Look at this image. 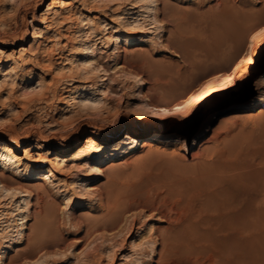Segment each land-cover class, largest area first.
<instances>
[{"label":"rangeland","instance_id":"obj_1","mask_svg":"<svg viewBox=\"0 0 264 264\" xmlns=\"http://www.w3.org/2000/svg\"><path fill=\"white\" fill-rule=\"evenodd\" d=\"M80 1L0 0V144L17 162L0 163V264L248 262L264 230L229 229L221 198L264 172V0ZM255 47L231 87L176 110ZM131 129L149 147L71 163Z\"/></svg>","mask_w":264,"mask_h":264},{"label":"bare ground","instance_id":"obj_2","mask_svg":"<svg viewBox=\"0 0 264 264\" xmlns=\"http://www.w3.org/2000/svg\"><path fill=\"white\" fill-rule=\"evenodd\" d=\"M54 1H57V0H54ZM78 2L82 3V1H80V0H78ZM59 4H62V3H59ZM21 50H23V49H21ZM0 54H5V53L2 50H0ZM258 54H259V48L255 47V49H253L252 53L249 56H247V58L245 60H243L240 64H238L234 68L233 74L230 73L232 75H225V76L221 77V79H217L215 81L212 80L213 82L210 83L209 85L207 84L208 86H206V88L203 87L204 88L203 91L200 90L201 93L197 92V93H199L197 95L191 94L190 96L187 97L186 101L183 104H181V103H179V105L177 104L175 106L177 108L176 110H178L179 108H183V105L186 106V108H184V109H188V108L190 109V107L192 108V106H195V105L203 102L208 97L215 94L216 92H219V91H222L228 87H231L234 84L236 77H239L240 75L245 73L254 64V58ZM84 101H85V105H88V104L90 105L92 103V101L90 102V100H84ZM90 106H92V105H90ZM145 108H147V111H144V112H146L147 115L150 114L152 116H154L157 112L160 113V115H161V113L165 114L167 112V109H164V108L154 109L151 106L150 107L147 106ZM139 113H141V112H139ZM147 115H146V117H147ZM142 117H144V115ZM161 118H163V117H161ZM138 136L139 135H137L135 130L131 129V130L125 132L124 135L122 136V138H120L119 140L115 141L112 144L104 143L101 148L98 146L99 144H97V141L95 139L88 138L85 141V143H83L73 153H71V159H70L71 163L73 161L80 159L81 157H83L87 154L94 152V151L98 152L97 153L98 158H103V157H107L108 153H115V152H121V151L125 152L126 154L132 153L133 149L136 146H138L141 149L149 147L145 141L139 142L136 139ZM45 154L47 156L53 158L51 165H53V163L58 164L59 162H61V158L59 156H55V153H53V151L48 150ZM4 158L10 159L12 162L11 164H15V163L17 164V162L15 160V152L13 151V149L6 144H3V145L0 144V163L4 164V166H5L6 164L3 161ZM97 160H99V159H97ZM49 162H51V161H49ZM35 171H37V172H35ZM16 172L19 173V170L16 169ZM42 172H43V170L40 168H31V169L27 170L26 174L35 177L38 174H33V173H42ZM227 182H226L227 185H226L224 194L222 196L223 198H221L219 196L224 201V205L222 207V212L226 215V219L228 222L227 227L231 230H235L237 232V234L239 232H240V234H242L243 232H250V233L254 232L255 233L257 231H261V230L263 231L264 230V212L258 211V208L256 210L254 204L256 202H258V199L261 197L262 192L264 191V172L245 174V175L239 176L235 179L232 178V180H229ZM5 192H7V190ZM222 216H224V215H222ZM252 218L254 219V221H251ZM262 233H264V231ZM259 235H257V233L255 234V236H258V238H257L258 241H256L255 243L250 242V241L247 242V240H245L246 241V243H245V241H244L245 245L246 244L248 245L250 243L256 244L258 246V250H259L258 252L254 251L256 253L253 252L250 255V258L248 259V262L246 261V263H245V261H244V264H247V263L248 264H260V263L262 264L263 263V261H264V235H261V234H259ZM255 236H253V237H255ZM233 240H234V242H236V244H243V243H241L239 237L236 234H235V237L233 238ZM254 240H255V238H254ZM236 244H234V245H236ZM245 245H243V246H245ZM252 250H255V247H253ZM249 252H251V251H248V253ZM246 257L247 256H245L244 259Z\"/></svg>","mask_w":264,"mask_h":264},{"label":"snow or ice","instance_id":"obj_3","mask_svg":"<svg viewBox=\"0 0 264 264\" xmlns=\"http://www.w3.org/2000/svg\"><path fill=\"white\" fill-rule=\"evenodd\" d=\"M13 2H15V0H13ZM253 39H255V36L253 37Z\"/></svg>","mask_w":264,"mask_h":264}]
</instances>
